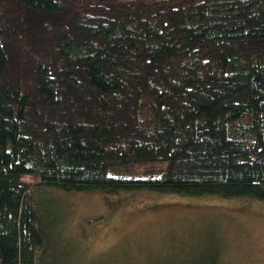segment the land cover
<instances>
[{
	"label": "trees",
	"instance_id": "16d2710c",
	"mask_svg": "<svg viewBox=\"0 0 264 264\" xmlns=\"http://www.w3.org/2000/svg\"><path fill=\"white\" fill-rule=\"evenodd\" d=\"M42 187L264 202V0H0V264H83Z\"/></svg>",
	"mask_w": 264,
	"mask_h": 264
},
{
	"label": "rangeland",
	"instance_id": "374dc122",
	"mask_svg": "<svg viewBox=\"0 0 264 264\" xmlns=\"http://www.w3.org/2000/svg\"><path fill=\"white\" fill-rule=\"evenodd\" d=\"M164 169L161 163L114 168L110 174L145 177ZM38 199L53 230V259L75 256L83 264H264V202L253 198L42 187Z\"/></svg>",
	"mask_w": 264,
	"mask_h": 264
},
{
	"label": "water",
	"instance_id": "95a60500",
	"mask_svg": "<svg viewBox=\"0 0 264 264\" xmlns=\"http://www.w3.org/2000/svg\"><path fill=\"white\" fill-rule=\"evenodd\" d=\"M117 1H127V2H134L136 0H117Z\"/></svg>",
	"mask_w": 264,
	"mask_h": 264
}]
</instances>
